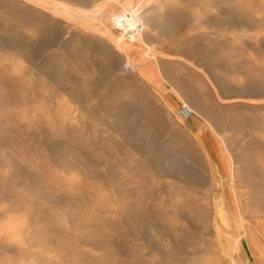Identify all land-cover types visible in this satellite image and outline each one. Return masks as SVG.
Instances as JSON below:
<instances>
[{
	"label": "rangeland",
	"instance_id": "1",
	"mask_svg": "<svg viewBox=\"0 0 264 264\" xmlns=\"http://www.w3.org/2000/svg\"><path fill=\"white\" fill-rule=\"evenodd\" d=\"M263 87L264 0H0V264H264Z\"/></svg>",
	"mask_w": 264,
	"mask_h": 264
},
{
	"label": "bare ground",
	"instance_id": "2",
	"mask_svg": "<svg viewBox=\"0 0 264 264\" xmlns=\"http://www.w3.org/2000/svg\"><path fill=\"white\" fill-rule=\"evenodd\" d=\"M134 7V6H133ZM68 15V14H67ZM135 15V14H134ZM80 17V16H79ZM119 18V17H118ZM122 19L124 20V18L122 17ZM133 19V18H132ZM132 19H130V20H132ZM118 20V19H117ZM120 20V19H119ZM122 20V21H123ZM132 22V21H131ZM124 23V22H123ZM127 23V22H126ZM125 23V24H126ZM133 23V22H132ZM132 23H130V25H131V27H132ZM127 24H129V23H127ZM117 25V24H116ZM89 26V25H88ZM97 27V26H96ZM106 27V26H105ZM129 27V26H128ZM135 28V27H134ZM136 28H137V26H136ZM96 29H98V28H96ZM129 29H131V28H129ZM134 30V29H133ZM136 30V29H135ZM137 31V30H136ZM135 31V32H136ZM105 33V32H104ZM136 33H138V35L140 34L139 32H136ZM111 34V33H110ZM110 34H108V35H110ZM137 35V34H136ZM107 37V36H106ZM131 37H132V39H135L136 38V36L132 33L131 34ZM130 40V39H129ZM141 40V39H140ZM139 44H140V42H139ZM142 44V43H141ZM135 46V45H134ZM122 49V48H121ZM146 55V54H145ZM253 76V75H252ZM254 78V77H253ZM249 79H251V81H252V78H249ZM250 81V80H249ZM249 81H247L246 80V82L248 83ZM245 82V81H244ZM243 82V83H244ZM258 82V81H257ZM231 83V82H230ZM250 83H252V82H250ZM246 84V83H245ZM253 84H254V82H253ZM233 85V84H232ZM248 85H250L249 83H248ZM230 86H231V84H230ZM239 86V85H238ZM247 86V85H246ZM240 87V86H239ZM238 88V87H237ZM264 88V87H263ZM263 88H261V89H263ZM263 91V90H262ZM262 91L260 92V93H262ZM252 92H254V91H252ZM264 92V91H263ZM194 111V110H193ZM104 147V146H103ZM103 147H100V148H98V150L97 149H95V150H93V152H92V154L90 153V154H88V157L86 158V159H88V158H91V160L94 158V157H98V153L97 152H99V151H101V148H103ZM106 147V146H105ZM81 155H84V154H81ZM85 156V155H84ZM80 156L79 155H75V154H73L72 156H71V158H70V161H68V165H73V166H75V165H77V161L80 159L79 158ZM94 174L95 173H97V172H93ZM132 192H133V190L132 189H125V188H121L120 190H118L117 192H116V194L117 195H119V196H125L127 199L125 200V202H124V204L121 206V207H119V209L117 210L118 211V213L120 214V216H122V218H124L125 220H126V222H127V228L129 229V230H131V231H136V230H138L137 228V226H139V225H137L136 226V224H135V222L133 221V218H136L135 216L138 214V215H140L142 218H144V215H145V213L148 211V209L147 208H144V207H142L141 209H139V210H135V208H134V204H135V201L131 198V194H132ZM199 201V200H198ZM195 202V201H194ZM192 203V202H191ZM199 204V203H198ZM258 204H260V203H258ZM258 204H255V206H258ZM186 205V204H185ZM191 205H193V203L191 204ZM195 205H197V204H195ZM195 205H194V207L192 208V206H191V208L192 209H194L195 208ZM261 205V204H260ZM178 206V205H177ZM176 206V207H177ZM187 206V205H186ZM188 206H190V205H188ZM254 206V207H255ZM264 206V205H263ZM263 206H261V208L263 207ZM182 207H183V204H182ZM252 207V206H251ZM250 207V208H251ZM253 207V212H254V209L256 208H254ZM179 208V207H178ZM178 208H176V209H178ZM250 208L248 209L250 212H251V210H250ZM261 208H256L257 210L255 211V213H258V216L259 215H262L261 214V212L262 211H264V207H263V209H261ZM137 209V208H136ZM192 209H190V210H192ZM237 209V208H236ZM173 210H174V208H173ZM185 210V209H184ZM183 209H178V210H174V212L176 213V212H178L179 214H177V215H180V213L181 214H183V216L188 220V222H189V225H187V227L185 226V228H184V226H176V225H173V224H171L170 226H169V228H167V226H166V228H164V226H163V228H162V231H165V232H168V234H172V233H174V234H176V232H178V231H180L181 229H186V228H189V229H192V228H198V226H196V223L197 222H199V223H201V222H205L206 221V218H204L205 217V214L204 213H202L201 211H198L197 210V213L195 214V212H196V210L194 209V214L196 215H193L192 213H191V215L189 214V213H187L186 215H185V213H186V211H184ZM49 212H50V210H48ZM243 211V210H242ZM247 211V210H246ZM245 211V212H246ZM248 212V211H247ZM249 212V213H250ZM252 212V213H253ZM51 213V212H50ZM219 213V212H218ZM263 213V212H262ZM147 215V214H146ZM217 216V215H216ZM216 216H215V220L217 219L216 218ZM139 217V216H138ZM195 217V218H194ZM147 218V217H146ZM151 218V217H150ZM259 218V217H258ZM152 219V218H151ZM134 220H136V219H134ZM149 220V219H148ZM144 221V220H143ZM152 222L154 221V220H151ZM258 222H260V221H258ZM198 223V224H199ZM261 223V222H260ZM145 226V224L143 223V224H141V227L140 228H143ZM207 226L208 225H206V224H204V228L206 229L207 228ZM231 226V224H229L228 225V227H230ZM151 227H152V225H151ZM158 227V226H157ZM160 227H161V225H160ZM214 227H215V229L217 230V232H221V231H223L224 230V228H221L220 227V225L218 224V223H216V221H214ZM208 228H209V226H208ZM160 229V228H159ZM188 229V230H189ZM187 231V230H186ZM264 231V230H263ZM220 235V234H219ZM191 236V235H190ZM194 237V238H193ZM191 236V237H189V241L191 242V244L192 243H194V241L196 240L195 239V236ZM107 238L109 239L110 238V236L108 237L107 236ZM112 239V238H111ZM188 239V238H187ZM183 239H181V240H179L178 241V239H177V241L180 243V242H185L186 240H185V238H184V240L182 241ZM178 242H177V244H178ZM188 242V241H187ZM182 244V243H181ZM163 258H164V255H163Z\"/></svg>",
	"mask_w": 264,
	"mask_h": 264
},
{
	"label": "built area",
	"instance_id": "3",
	"mask_svg": "<svg viewBox=\"0 0 264 264\" xmlns=\"http://www.w3.org/2000/svg\"><path fill=\"white\" fill-rule=\"evenodd\" d=\"M178 113L183 118H188L193 114V109L187 103H183L180 106Z\"/></svg>",
	"mask_w": 264,
	"mask_h": 264
}]
</instances>
